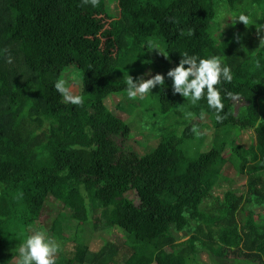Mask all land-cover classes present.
Segmentation results:
<instances>
[{
	"label": "trees",
	"instance_id": "trees-1",
	"mask_svg": "<svg viewBox=\"0 0 264 264\" xmlns=\"http://www.w3.org/2000/svg\"><path fill=\"white\" fill-rule=\"evenodd\" d=\"M223 12L232 20L211 34ZM240 13L255 24L236 23ZM256 24H264V0H0V264H16L49 197L69 210L44 229L59 245L55 264H264V223L253 224L251 209L262 207L264 217V40ZM184 52L229 66L232 80L215 86L220 121L203 97L190 104L174 95L166 76L142 99L127 97L128 75H163ZM73 71L79 105L53 87L58 79L70 87ZM141 108L168 126L156 145H137L148 150L139 156L127 144L137 142L130 124ZM245 130L254 138L229 145ZM226 163L242 184L222 173ZM215 186L225 187L221 200ZM88 216L99 240L91 247L76 236ZM111 229L123 237L109 239ZM205 254L213 262L202 263Z\"/></svg>",
	"mask_w": 264,
	"mask_h": 264
},
{
	"label": "clouds",
	"instance_id": "clouds-1",
	"mask_svg": "<svg viewBox=\"0 0 264 264\" xmlns=\"http://www.w3.org/2000/svg\"><path fill=\"white\" fill-rule=\"evenodd\" d=\"M86 2H90L95 7L97 0H86ZM225 16L230 17V14L226 13ZM235 19L236 23L243 22L244 25L256 22V20H251L250 23V16L244 13H240ZM222 21L223 26L219 29L220 35L225 27ZM256 29L260 41L264 40V24H256ZM152 47L158 53L163 54V50L159 46L153 45ZM180 57L178 63L163 75L145 73L144 75H150V78L138 77L136 80L128 75L127 97L142 99L145 94L150 93L153 87L164 84L166 76L171 80V91L174 95L179 94L181 97L187 98L190 104H196L203 97L208 108L215 110V119L220 121L222 119L220 113L224 105L221 99V89L215 86L221 81L230 82L232 80L229 66L224 64L217 55L202 57L184 52L180 53ZM53 87L65 101L73 105L82 103V97L73 95L64 80L58 79ZM226 95L231 96L232 94L227 93ZM201 118H203V113ZM58 250L59 245L52 237L46 235L44 231L33 229L17 250L16 264H55V254Z\"/></svg>",
	"mask_w": 264,
	"mask_h": 264
},
{
	"label": "rangeland",
	"instance_id": "rangeland-1",
	"mask_svg": "<svg viewBox=\"0 0 264 264\" xmlns=\"http://www.w3.org/2000/svg\"><path fill=\"white\" fill-rule=\"evenodd\" d=\"M106 5H107L109 12L112 11L115 13L117 11L115 5H113L112 3L107 2ZM225 14H226V12H223L221 14V16L219 17L220 19L217 18L215 23H213V22L209 23L208 28H209L211 34H217V28L223 26L221 23V21L223 19L224 20L222 22L225 25V27L223 29L227 28L228 23L231 21L232 18H231L230 13H227V14H230V17H226ZM261 51L264 52V47L261 49ZM71 70H73V69H71ZM76 71H77L78 76H79L78 70H76ZM70 73L72 74L71 77L74 79L69 78V80L71 82V86L69 87V90H71V88L75 87L77 84L75 71L70 72ZM124 94H125V92L122 91L120 93L107 96L103 100L104 105L108 108L109 107L111 108ZM141 109H142V112H140L138 117L136 118V120L132 124H130L131 128L135 127V130H133V132L129 136L132 139L136 140L137 142H136V144H133V143L127 144L128 149L130 151L134 152V154H138L139 156H140V154L146 153L148 150L143 149L141 146H137V145H140L139 143L144 144L143 142H145V144H149V145H156L155 142L160 140V139L156 140V134L158 132H161L164 128L163 124L160 123V120H158L157 118H153L150 114H148V110L146 111L143 108H141ZM113 111H114V109H112V112ZM193 119H194L193 122L197 121L196 117H194ZM166 127L164 128L163 132L165 131ZM248 138H251V139L254 138L253 131H251V130L242 131L239 134V136H237L235 139H233L229 142V145H234V144H237L238 142L239 143H241V142L247 143L249 141ZM141 141H143V142H141ZM203 143H204L203 146L208 145L206 140ZM109 145H110V143H107V146H105L106 148H108V150H111L112 148H114V147H111ZM108 150H105L104 153H108L109 152ZM228 150L229 149L227 148L226 151L224 152V157L227 156ZM112 162L117 164V165L122 164L120 166H123L125 168L131 167V165H132L130 159L126 160V159H122V158H116V161L112 160ZM222 173L225 176H227L228 178H231L232 181L235 182V184H242L244 182L245 176L244 175H237L235 170L228 163H226V165L223 166ZM224 190H225V187L222 188L220 186H215L212 188V193H213V195H217L219 197V199L221 200ZM251 209H253V212H252L253 213V215H252L253 224L254 225L263 224L264 223V217H260V212H263V208L253 205ZM58 211H60V212L63 211L66 214L69 213V210L62 209L61 206L56 204L52 198H50V197L47 198L46 203L44 204V207L42 210V215L40 216L38 221L35 223L34 227L37 226L36 229H38L40 231H44L45 226L47 225L48 219L55 216L56 213H59ZM94 234L96 235L95 231H93V228L91 226V216H88L86 228L83 229V228L79 227L76 236L78 235L83 240H85L87 243L89 242L88 243L89 247H91V242H93V245H95L99 241L97 238L91 239V237L93 238ZM106 234H108L107 236L109 239H118V238L123 237L122 232H120L119 230H114V229L109 230V232H107ZM90 235H91V237H90ZM98 237H99V235H98ZM165 251L169 255H171L173 253L169 248H165ZM199 257H200L199 259H200V261H202V263H208L209 261L213 262V257H209L208 254H205L203 257H201V256H199ZM15 261H16V258L13 257L12 262H15ZM152 264H154V263H152Z\"/></svg>",
	"mask_w": 264,
	"mask_h": 264
}]
</instances>
